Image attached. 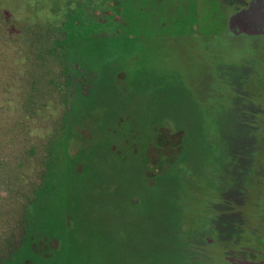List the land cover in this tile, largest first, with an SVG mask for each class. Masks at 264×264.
Here are the masks:
<instances>
[{
	"label": "rangeland",
	"instance_id": "1",
	"mask_svg": "<svg viewBox=\"0 0 264 264\" xmlns=\"http://www.w3.org/2000/svg\"><path fill=\"white\" fill-rule=\"evenodd\" d=\"M68 1L0 0V21L31 17L42 35ZM130 1L138 16L121 28L93 23L109 4L70 2L86 14L74 49L97 51L89 62L73 52L91 79L73 111L85 145L36 260L225 264L223 249L256 243L241 229L264 212V0ZM17 94L0 92V105Z\"/></svg>",
	"mask_w": 264,
	"mask_h": 264
},
{
	"label": "trees",
	"instance_id": "2",
	"mask_svg": "<svg viewBox=\"0 0 264 264\" xmlns=\"http://www.w3.org/2000/svg\"><path fill=\"white\" fill-rule=\"evenodd\" d=\"M100 1L110 7L97 20L99 9L94 8L90 15L94 24L105 23L108 16L121 28L138 16L130 0ZM70 2L63 17L47 24L42 35L35 34L42 24L31 17L10 15L0 21V34L5 36L0 46L10 50L7 57L12 54L14 63L10 68L9 59L0 52V78L5 73L8 81L7 90L0 92L18 93L15 100L0 105V264H51L46 255L43 263L37 262L48 253L39 240L47 234V217L66 185L63 180L80 169L77 150L85 145V129L78 115L74 118V102L86 100L91 79L74 54L79 52V58L89 62L97 51L74 49L86 14L84 6L75 12ZM34 5L36 15L41 5ZM15 80L18 84H13ZM86 111L79 114L82 119ZM42 129L46 133L40 136Z\"/></svg>",
	"mask_w": 264,
	"mask_h": 264
},
{
	"label": "flooded vegetation",
	"instance_id": "3",
	"mask_svg": "<svg viewBox=\"0 0 264 264\" xmlns=\"http://www.w3.org/2000/svg\"><path fill=\"white\" fill-rule=\"evenodd\" d=\"M262 200L264 203V196ZM243 227L241 230L248 234L247 237L249 234L259 236H257L256 243L252 242L253 245H246L241 242L239 246L223 249L221 255L219 253L220 260L226 262L225 264H264V212L254 214L250 218V222L244 224ZM220 231L221 228L217 229L216 235ZM227 254H231V256H226Z\"/></svg>",
	"mask_w": 264,
	"mask_h": 264
},
{
	"label": "water",
	"instance_id": "4",
	"mask_svg": "<svg viewBox=\"0 0 264 264\" xmlns=\"http://www.w3.org/2000/svg\"><path fill=\"white\" fill-rule=\"evenodd\" d=\"M239 22V23H238ZM242 22V19H239V18H237V26H239L240 28H241V30L243 29V30H245L246 32H249V33H251L250 31V29H249V23L251 22V21H246V22H244L247 26L245 27V28H243V27H241L240 26V23ZM235 31H237L236 29H235Z\"/></svg>",
	"mask_w": 264,
	"mask_h": 264
}]
</instances>
